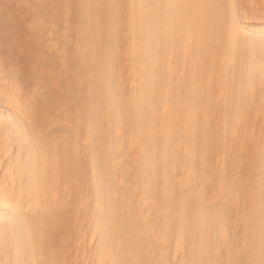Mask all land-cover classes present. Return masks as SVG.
Listing matches in <instances>:
<instances>
[{"label":"bare ground","instance_id":"6f19581e","mask_svg":"<svg viewBox=\"0 0 264 264\" xmlns=\"http://www.w3.org/2000/svg\"><path fill=\"white\" fill-rule=\"evenodd\" d=\"M262 66L264 0H0V264H264Z\"/></svg>","mask_w":264,"mask_h":264},{"label":"snow or ice","instance_id":"6c2138e0","mask_svg":"<svg viewBox=\"0 0 264 264\" xmlns=\"http://www.w3.org/2000/svg\"><path fill=\"white\" fill-rule=\"evenodd\" d=\"M261 71L264 72V66H262ZM13 127H14V125L12 122H10L9 116L5 115L3 121H0V129L11 130ZM13 155H15V154L13 153Z\"/></svg>","mask_w":264,"mask_h":264}]
</instances>
